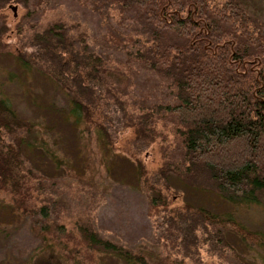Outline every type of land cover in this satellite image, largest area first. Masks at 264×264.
Returning <instances> with one entry per match:
<instances>
[{"label":"trees","instance_id":"trees-1","mask_svg":"<svg viewBox=\"0 0 264 264\" xmlns=\"http://www.w3.org/2000/svg\"><path fill=\"white\" fill-rule=\"evenodd\" d=\"M79 1L96 16L98 48L85 22L49 13L50 0H0V50L55 80L67 95V116L85 121L109 148L133 128L126 150L142 221L129 228L119 217L98 216L103 181H75L30 164L29 144L63 160L38 122L0 95V197L10 196L0 213L25 224L33 241L27 263L101 264L108 255L124 264H208L214 255L221 264H247L229 232L263 255V229L205 203L173 202L172 189L175 174L231 202L264 203V17L253 0ZM10 3L24 7L13 25ZM110 49L125 54L112 70L123 69L127 79L145 69L153 86L113 82ZM155 142L162 160L150 168L144 154Z\"/></svg>","mask_w":264,"mask_h":264},{"label":"rangeland","instance_id":"rangeland-1","mask_svg":"<svg viewBox=\"0 0 264 264\" xmlns=\"http://www.w3.org/2000/svg\"><path fill=\"white\" fill-rule=\"evenodd\" d=\"M50 1L55 5L49 13H64L85 22L90 34L88 36L90 43L96 48L99 47L92 37L97 28L96 16L88 6L79 0ZM253 3L255 9L264 17V0H253ZM12 4L15 3H10L5 8L10 25L15 23L24 10L19 4H16L15 10ZM251 9L253 10V7ZM124 56L123 51L114 49H110L107 56L108 75L113 82L121 88L153 86V79L146 76L149 71L145 69L138 68L136 73L135 70L127 74L124 72L127 79L120 73L123 69H119L118 72L111 69L112 66H120ZM133 65L137 66L136 62H133ZM0 95L8 96L22 116L38 122L49 140V145L56 149L63 160L59 163L51 158L43 147L29 144L24 147V153L30 164L45 173L69 175V178L75 181L78 177L103 181L108 188L99 205L98 216L102 220L105 219L103 220L105 222L119 217L124 225L130 223L129 228L134 226L136 220L142 221L138 218V212L141 210V193L135 180L134 160L126 150L127 140L134 134L133 128L129 127L122 131L115 142V147L109 148L94 128L84 127L85 121L75 123L67 116L68 99L63 88L38 68L23 66L13 51L0 50ZM144 158L150 168L158 165L162 160L159 143H153L144 154ZM172 182V189L176 193L173 202L189 200L198 204L205 203L214 209L230 211L249 225L264 230V203L231 202L211 189L190 186L175 174L172 175ZM78 191L82 193V190ZM85 191L89 193L88 190ZM9 198L7 195L0 197V204L8 202ZM72 198V203L77 206L75 202L78 201V196L73 195ZM0 223V264H28L27 255L31 251L33 241L21 218L15 213H0ZM127 230L128 228L125 231ZM127 234L131 235V232ZM228 234L231 241L246 253L247 264H264V254L247 248L232 232ZM141 240L142 238H139L137 242L141 243ZM104 258L101 264H124L112 256L106 255ZM206 258L208 264H221L216 259L212 260L214 255H208ZM84 259L86 262L91 260L88 257ZM54 264H57V260Z\"/></svg>","mask_w":264,"mask_h":264},{"label":"water","instance_id":"water-1","mask_svg":"<svg viewBox=\"0 0 264 264\" xmlns=\"http://www.w3.org/2000/svg\"><path fill=\"white\" fill-rule=\"evenodd\" d=\"M12 6H13V8L16 10V4H12ZM15 13H16V11H15Z\"/></svg>","mask_w":264,"mask_h":264}]
</instances>
